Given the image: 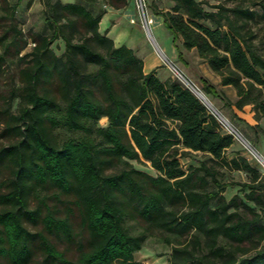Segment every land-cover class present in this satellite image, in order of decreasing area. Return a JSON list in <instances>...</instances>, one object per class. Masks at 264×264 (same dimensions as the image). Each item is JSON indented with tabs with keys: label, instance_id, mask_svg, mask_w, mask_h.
Here are the masks:
<instances>
[{
	"label": "trees",
	"instance_id": "1",
	"mask_svg": "<svg viewBox=\"0 0 264 264\" xmlns=\"http://www.w3.org/2000/svg\"><path fill=\"white\" fill-rule=\"evenodd\" d=\"M21 1L0 0V80L8 61L19 62L17 87L0 91V264H33L37 253V264H143L133 255L150 231L170 248L167 264H264V175L239 152L226 157L233 139L199 100L176 80L144 73L130 48L98 31L101 13L87 7L118 10L128 0H40L42 27L27 33L15 16ZM233 1L207 10L203 1L173 0L154 14L233 88L235 101H223L232 117L245 122L234 110L250 106L258 122L264 0ZM58 131L70 136L58 140ZM192 154L204 159L184 168L180 159ZM219 168L246 179L224 181ZM228 189L236 193L226 198ZM128 219L144 230L131 234Z\"/></svg>",
	"mask_w": 264,
	"mask_h": 264
},
{
	"label": "rangeland",
	"instance_id": "2",
	"mask_svg": "<svg viewBox=\"0 0 264 264\" xmlns=\"http://www.w3.org/2000/svg\"><path fill=\"white\" fill-rule=\"evenodd\" d=\"M28 1V4H31L35 1V5H37V0H23L21 5H24V3ZM203 1V6L205 9L210 10L211 8L208 7V5H215V4H222L224 6L230 7L234 4L233 0H199ZM100 5V2H99ZM152 10V9H151ZM157 10V9H155ZM154 10V11H155ZM153 11V10H152ZM153 11V12H154ZM153 12L148 10V19H149V26L151 29V34L159 46L161 52L163 55L170 60L176 67L177 71L184 77L185 80H187L190 84L195 85L202 94L206 97L208 101H210L211 105L218 110V112L226 118V120L230 123L231 126L236 129L240 135L246 140V142L249 144V146L256 151L258 154H260L262 157H264V120H259L258 122H255L252 118V112L250 110V106H245L241 111L234 110L236 115L242 119L245 122H241L236 120L232 117V112L230 108L224 106L225 100H229L231 103L235 101V91L231 87H221L219 84H216L215 81H217L219 78L213 74L206 64H204L197 56L196 52L194 50H185L182 45L180 39H173L172 34L167 30V28L164 26L163 19L160 16L155 15ZM16 18L18 21L19 27L22 29L24 33H27L29 30L37 31L40 27V19H41V11L39 12L38 6H35L33 8V11L31 13H27L24 11L23 8H19L18 12L16 13ZM107 19V20H106ZM109 17L105 18V21H109ZM103 21L100 25V30L102 32H105L106 29L110 27L109 22ZM262 26V25H261ZM35 29V30H34ZM264 29V27H263ZM264 31V30H263ZM262 31V32H263ZM143 36L138 37V45H140L141 49H146L150 54L152 53V50H154V44L153 39L151 40L149 37H147L146 33L143 30ZM114 33L109 37L115 42L116 46L125 45V39H122L121 41H118L116 36L114 37ZM31 47L30 42L28 41V44L26 45L25 50L22 53H25L29 51ZM51 49L54 52L55 55L61 54L63 50V44L61 41H56L51 45ZM141 49L139 52H141ZM152 49V50H151ZM181 51V52H180ZM178 53H181V58L179 60H176L175 56L178 58ZM175 54V56H174ZM146 67L145 69L148 70L149 66L145 59ZM19 67V62L17 58H14L6 63V65L3 67V76L0 80V91L5 96L8 94V91L11 88L17 87V71ZM156 77L160 80H164L166 77L176 80L183 86H187L184 82H181L180 79L176 77V75L173 73V71L170 69V67L166 66L164 67H156ZM205 80L204 82L211 87V89L215 92V97H213L210 94H206L203 90L202 83L200 80ZM264 91V89H263ZM203 102V101H202ZM14 109V106L12 110ZM106 119L102 118L98 121V125L101 127L106 126ZM245 123H248L249 125H255L257 123V128H250ZM2 129V124L0 123V133ZM224 133L226 130L221 129ZM70 136L68 132L65 131H58L56 132V138L58 140H62L63 138ZM7 141L5 138L1 137L0 134V147L3 145H6ZM239 152L241 155H243L247 161L256 167L263 175L262 168L257 164L255 161L252 153L248 148L245 146V144L240 141L239 139H233V146L226 151L225 156L229 157L230 155H233L235 153ZM204 159L199 154H192L189 157L181 158V164L185 168L189 164L196 165L197 161ZM133 166L136 169H139L149 175L154 176L155 172L149 167L148 164H137L133 162ZM220 172V178L224 181H244L246 179V176L243 173L240 172H227L223 170L222 168H219ZM7 176L5 173L0 176V181L5 179ZM3 191V188L0 186V193ZM236 193V189H228L224 193V196L226 198L230 197ZM48 205H51L53 201H47ZM51 202V203H50ZM37 201L31 197L28 201V206L30 209H34L37 206ZM4 208V205L0 203V210ZM43 212H45V209L43 208ZM29 229H31L33 232L39 230L41 228V225L38 223L36 225H31L27 223ZM125 226L128 229V231L131 234H138L143 229V225L141 223H137L135 221H132L131 219L126 220ZM151 232V233H150ZM147 233V238L145 239L142 248L135 252L133 257L134 260L142 262L143 264H167V259L169 255L170 248L164 244L163 238L161 234L157 231H150ZM72 252V255L74 253V249ZM41 259L40 253H37L36 257H34L33 264H37Z\"/></svg>",
	"mask_w": 264,
	"mask_h": 264
},
{
	"label": "crops",
	"instance_id": "3",
	"mask_svg": "<svg viewBox=\"0 0 264 264\" xmlns=\"http://www.w3.org/2000/svg\"><path fill=\"white\" fill-rule=\"evenodd\" d=\"M22 1L17 6L16 13L18 12L19 8L20 9L23 8L24 11H26L28 14L33 11V8H35V6H38L39 12L42 9L40 0H37V5H35V1H34L33 3L29 4L28 6H27L28 1H26L24 3V5H21ZM61 1L63 3H77V4L84 5L83 0H61ZM145 2L147 4L148 10L151 12H153L155 9H157L158 11H166V10H169V8L173 5V0H145ZM87 7L89 8V10L94 15L101 13L100 21L98 23V31L101 34H105L107 37L108 36L110 37L112 35V33H114V35L116 36L118 41L125 39L126 44L124 46L130 48L134 52V54L143 61L144 73H149V72L153 71L154 74L157 75L156 74V72H157L156 67L161 66V67L165 68L167 66L165 64V61L173 64L172 62H170V60H168L163 55L159 46L155 42L153 36H152V39L154 40V43L157 46V48L160 50L162 56H160L155 50H152V49H151L152 53L150 54L148 51H146V49L145 50L141 49L140 45H138V37L143 36L144 33H143V28L141 27L139 20H138V17H137L136 12H135L133 0H128L126 7L122 8V9H118V10H114V9L106 6L105 4H100V5L99 4H91V5H87ZM106 17L110 18L109 21H105ZM103 21H105L106 23L109 22V24H110V27L108 29H106L105 32H102L100 30V25L102 24ZM41 27H42V18L40 19L39 30ZM149 28H150V26H149ZM39 30H37V31H39ZM150 32H151V29H150ZM113 44H114V46H116L114 41H113ZM120 46H122V45H120ZM116 47H118V46H116ZM140 49H141V52H139ZM174 56H175V54H174ZM175 58H176V60H179L177 58V56H175ZM145 59H146L148 66H149L148 70L145 69V67H146L145 66L146 65ZM167 78L168 77H166L164 80H160V79L159 80L165 81ZM202 81H205V80H203V79L200 80L201 83H202ZM215 82H216V84H219V79ZM219 86H220V84H219ZM221 87H230V86H221Z\"/></svg>",
	"mask_w": 264,
	"mask_h": 264
},
{
	"label": "built area",
	"instance_id": "4",
	"mask_svg": "<svg viewBox=\"0 0 264 264\" xmlns=\"http://www.w3.org/2000/svg\"><path fill=\"white\" fill-rule=\"evenodd\" d=\"M133 3H134V7H135V12H136V15L138 17V20H139L141 27L143 28L147 37H149L152 40V35L150 32V28H149L148 8H147V4H146L145 0H133ZM153 44H154V50L160 56H162L160 50L155 45L154 41H153ZM165 64L168 67H170V69L173 71V73L176 75V77L178 79H180L181 82H184L187 85L186 87L185 86L184 87L187 88L199 100V102L205 107L207 112L215 119V121L217 122L220 129L226 130L225 133L230 135L232 137V139H239L240 141H242L245 144V146L248 148V150H250V152L252 153L257 164L262 168L263 175H264V157H262L260 154H258L256 151H254L249 146V144L240 135V133L236 129H234V127L230 125V123L226 120V118H224L218 112V110H216L211 105L210 101L201 97V95H200L201 91L195 85L190 84L187 80H185L184 77L177 71L176 67L173 64L168 63L167 61H165Z\"/></svg>",
	"mask_w": 264,
	"mask_h": 264
},
{
	"label": "bare ground",
	"instance_id": "5",
	"mask_svg": "<svg viewBox=\"0 0 264 264\" xmlns=\"http://www.w3.org/2000/svg\"><path fill=\"white\" fill-rule=\"evenodd\" d=\"M200 95H201L202 98H205L206 99V97L201 92H200Z\"/></svg>",
	"mask_w": 264,
	"mask_h": 264
}]
</instances>
